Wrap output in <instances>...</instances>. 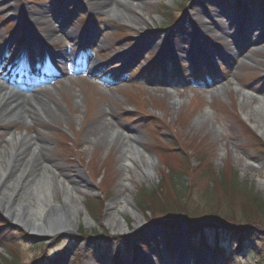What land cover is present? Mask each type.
Instances as JSON below:
<instances>
[{
	"label": "rangeland",
	"instance_id": "1",
	"mask_svg": "<svg viewBox=\"0 0 264 264\" xmlns=\"http://www.w3.org/2000/svg\"><path fill=\"white\" fill-rule=\"evenodd\" d=\"M230 2L0 0V53L4 49L16 52L26 40L37 59L50 60L68 51L76 59L85 53L100 60L105 69L100 74L109 77L101 83L50 61L43 79L35 75L38 84L21 93L29 100L37 95L57 108V114L49 113L44 104L48 116L43 115L40 124L29 122L25 126L16 120L0 124V146L9 133L15 137L35 135L41 141L47 164L59 179L76 189L92 221L87 224L82 220L75 233L58 235L46 246H42L45 236L28 242L16 230L11 231L19 236L11 240L13 243L0 240V264L12 262L13 254L21 264H36L43 255V264H117L114 257L119 250L124 264H171L165 258L167 227L153 222L152 209L156 213L168 203L180 206L178 196L183 192L184 206L191 211L198 207L197 212L202 213L209 206L205 190L211 188L217 193L214 205H226L238 216L234 220L243 222L239 219L243 211L254 210L238 193H218L220 181L228 182L235 174L264 197V149L254 144L257 139L264 143L263 133L256 128L260 126L258 120L264 126V115L256 112L264 100V39H259L260 32H253L257 26L254 20L264 25V11L257 0ZM115 8L128 14L131 21L122 19L123 13L115 12ZM232 14L233 20L228 18ZM40 15L47 24H37L34 17ZM244 17L243 31L232 28V21ZM70 31L75 34L71 36ZM233 35L237 51L233 50ZM184 36L191 38L190 45L180 42ZM196 56L204 62L197 61ZM16 60H21L20 54ZM243 89L252 95L247 96ZM112 130L120 135L114 140ZM125 138L153 160L152 176L145 175L143 164L136 158H131L133 164L127 170L124 168L121 155ZM19 170V166L12 168L9 179ZM35 174V170L28 171L27 177ZM178 176L184 179V188H173ZM59 179L52 182V194L62 203L65 190ZM28 187L22 183L14 189L15 199H32ZM2 188L12 189L11 183H4ZM147 190L156 195L153 206L140 203V199L146 201L143 195ZM128 196L143 221L135 226L134 215L128 211L124 219L129 229L113 233L106 220L112 212H123ZM114 201L118 204L110 211ZM1 218L8 220L0 210ZM251 223L264 229L263 219ZM182 224L177 240L192 253L187 247L188 223ZM205 229L208 240L215 241V230L211 226ZM170 230L175 232L176 228ZM217 231L218 241L225 247L222 255L202 248L196 252L200 261L195 263L186 256V263L264 264V233L246 235L228 227ZM242 235L247 239L243 253L238 252L237 245ZM66 236L82 240L71 243ZM123 238L134 244L123 249ZM142 239L148 243L139 247L136 240ZM176 263L174 260L172 264Z\"/></svg>",
	"mask_w": 264,
	"mask_h": 264
},
{
	"label": "bare ground",
	"instance_id": "2",
	"mask_svg": "<svg viewBox=\"0 0 264 264\" xmlns=\"http://www.w3.org/2000/svg\"><path fill=\"white\" fill-rule=\"evenodd\" d=\"M114 11L118 13L122 12L117 8H115ZM42 17L43 16L41 15L38 18L34 17L37 24H47L43 19L44 17ZM121 17L128 22L131 21L128 14L123 13L121 14ZM254 22L257 26L253 32H260V34L258 33L259 39L263 40L264 25H260L257 20H254ZM205 29L209 31L210 28L207 26ZM69 33L71 36L75 34L74 31H70ZM230 37L233 38V50L237 51L239 49L237 38L235 35ZM34 38L36 37L31 36V39ZM190 39L191 38L188 36L180 37V42L190 45ZM196 59L197 61L204 62V59L199 56H196ZM95 67V71H99L101 68L99 65H96ZM8 80L9 78L6 80L4 79L3 85L0 83V124L12 120H16L17 123L25 126L30 125L28 124L29 122H38L40 124V120L43 122V115L48 116L42 107L44 104L49 113L53 115L57 114V108L49 106L42 99H38L37 95H33L32 100L25 99L22 93L15 91V86L7 83ZM242 91L247 96H250L252 95L251 93H253L247 89H243ZM256 112L260 116L264 115V100L260 101L256 108ZM257 123L260 126L257 125L256 128L264 135L262 121L258 120ZM111 132V138L113 140L117 136H120L116 130H112ZM3 144V146H0V210L7 218H10L14 223L39 236L70 233L79 229L82 220L87 224L92 222L90 215L81 202V198L78 197L76 189L71 187L67 181H63L61 178L59 179V176L57 177L54 173L55 169L53 171V167L50 164H47L44 154L42 153L43 146L41 141L36 138L35 135L30 136L27 134L15 137L13 134L9 133L3 138ZM122 152L121 161L126 170L129 165L133 164L131 158H136L141 162V165L143 164L144 172L147 177L154 174L153 160L145 156L136 145L133 147L132 143L126 138L122 145ZM18 166L21 169L19 170L18 175L9 179L12 168L16 169ZM31 170H35L36 173L33 178L27 177L28 171ZM55 179H59L57 182H60L65 190V197L62 203L56 201L52 194V182ZM6 182L11 183L12 189H5L3 191L2 189L4 188L2 187ZM22 183L29 185L28 189L32 194V199L31 197L15 199L16 197L13 191ZM126 200L128 204L123 212H112L113 214L106 220L107 225L113 233H124L129 229L124 219V215L128 214V211L134 215L136 220L135 226H139L143 221L142 216L139 215L133 207L131 197H126ZM117 204L118 203L115 201L111 203L110 211L115 209L114 206ZM184 263L186 262H183L182 264Z\"/></svg>",
	"mask_w": 264,
	"mask_h": 264
},
{
	"label": "trees",
	"instance_id": "3",
	"mask_svg": "<svg viewBox=\"0 0 264 264\" xmlns=\"http://www.w3.org/2000/svg\"><path fill=\"white\" fill-rule=\"evenodd\" d=\"M261 4L262 6H264V1L261 2ZM175 21L176 18H173L172 22ZM254 142H255L254 144L258 148L260 147L264 149V143H262V141H260L259 143V140L257 139V141L254 140ZM210 176L208 175V177ZM184 183H185L184 179L178 176L176 183H174L173 180L174 187L173 186L172 187L176 188L177 186L178 187L181 186L184 188L185 185ZM219 185H220V190L218 191L219 194L221 193L224 196H227L229 192L232 193L235 192L241 195V197L243 198L242 199L243 202L247 200L252 205V209L254 210L251 211L244 210L243 211L244 213L241 216L242 218H239L242 219L243 222L234 220V218L238 219V216L234 212H232L226 205H222L219 208H217L214 205L213 200H215L217 193L215 192V190H212L211 188L205 190V194L207 196L206 198L208 199L207 204L209 206H205L207 207V209H203L202 213L201 211L197 212L196 209H198V207L192 209L191 211L187 208V206H184L185 204L183 202L184 197H180L181 195H184V193L181 192V194L179 193L180 196H178V203L181 204L180 206L177 204L175 205L173 203H168L166 205H163V207H160V210H158L156 213L155 210L153 211L152 209L151 215L153 218L152 219L153 222L156 224L164 223L166 224L167 227H171V228L175 227L176 231L171 232V236L172 234H174V236H177L178 233L181 232L179 224L183 222H187L189 226L188 234L191 237V249L196 250L197 246L201 245V246H205L206 248H213L219 253L223 250L220 241H218L219 233L218 232L216 233L215 241H209L208 240L209 237L205 229V227L207 226H211L216 231L220 227H228V228H232V230L235 231L236 233H242V234L244 233L246 235L250 232L264 233V229L262 227L254 223H251V221L254 220H262V219L264 220V197H262L259 193H257L254 187L251 186L250 184H243L242 182H240L238 176L235 174L228 182L221 180ZM178 192H180L179 189ZM143 196L145 197L146 201L140 199V203L141 204L149 203L148 205L153 206L154 204L153 200L154 198H156V195L155 196L151 195L150 191L147 190ZM192 224H199L200 226L193 227ZM15 230L19 232L23 240H26L28 242H33L36 240L35 237L29 236L26 232L13 226L9 221L0 220V233L2 234L1 235L2 241L11 243L15 239H17V236L19 235L15 236V234L11 233V231H15ZM240 238L241 239L240 240L238 239L237 241L238 252H243V251L245 252V250H242V248L244 246L243 243L247 241V239L245 235L240 236ZM47 244L42 243V246L44 245L46 246ZM168 245L172 249L176 248L175 243L172 241V238L170 236L168 237ZM13 256H14V260L12 262H9V264H19L18 257L17 256L15 257L14 254ZM228 261L230 262L232 260L230 259Z\"/></svg>",
	"mask_w": 264,
	"mask_h": 264
},
{
	"label": "water",
	"instance_id": "4",
	"mask_svg": "<svg viewBox=\"0 0 264 264\" xmlns=\"http://www.w3.org/2000/svg\"><path fill=\"white\" fill-rule=\"evenodd\" d=\"M17 225V224H16ZM17 226H19V227H21L20 225H17ZM23 228V227H22ZM28 231V230H27Z\"/></svg>",
	"mask_w": 264,
	"mask_h": 264
}]
</instances>
